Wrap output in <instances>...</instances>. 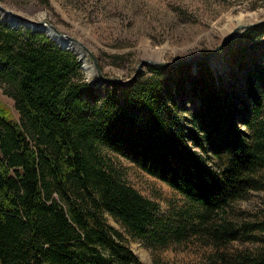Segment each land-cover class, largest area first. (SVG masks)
<instances>
[{
	"label": "trees",
	"instance_id": "1",
	"mask_svg": "<svg viewBox=\"0 0 264 264\" xmlns=\"http://www.w3.org/2000/svg\"><path fill=\"white\" fill-rule=\"evenodd\" d=\"M223 52L228 72L151 64L132 82L88 81L71 50L0 16V84L19 116L0 109V264H144L108 216L153 250L191 238L210 246L194 264H264V214L230 216L264 190V24ZM109 153L181 205L162 212Z\"/></svg>",
	"mask_w": 264,
	"mask_h": 264
},
{
	"label": "rangeland",
	"instance_id": "2",
	"mask_svg": "<svg viewBox=\"0 0 264 264\" xmlns=\"http://www.w3.org/2000/svg\"><path fill=\"white\" fill-rule=\"evenodd\" d=\"M0 5L27 19L44 21L81 43L90 55L78 43L72 45L81 52L80 56L68 47L79 58L83 77L88 81L98 79L91 68L93 58L103 77L127 80L135 74L142 60L167 64L207 56L226 41L234 29L231 41L248 27L260 26L243 28L244 25L264 19V0H0ZM4 20L8 21L9 17ZM15 22L19 21L12 23ZM19 23L23 27L24 22ZM42 31L46 33L45 27ZM215 54L204 61H208L214 72H228L230 62L223 49ZM204 61L188 64L195 73V64ZM85 64L88 68H84ZM147 66L140 68L137 77L145 73ZM0 109L10 120L18 121L13 99L5 94L1 84ZM109 155L119 176L141 194L155 200L162 212L169 206L181 205V196L166 183L121 157ZM232 207L230 216L259 221L256 217L264 214V190L251 191ZM108 222L123 232L127 245L144 264H153L155 257L170 264H194L203 261L212 251L195 238L153 250L131 237L110 216ZM256 245L234 241L229 248Z\"/></svg>",
	"mask_w": 264,
	"mask_h": 264
},
{
	"label": "water",
	"instance_id": "3",
	"mask_svg": "<svg viewBox=\"0 0 264 264\" xmlns=\"http://www.w3.org/2000/svg\"><path fill=\"white\" fill-rule=\"evenodd\" d=\"M0 9H2L3 11H5L9 16H10V18H18L19 20H21V21H23L24 22V26L23 27H26V28H30V29H32V30H37V31H42V28H49V29H52L54 32H55V34H57L59 37H64V38H66V39H69V40H71V41H74V43H78L79 45H80V47L83 49V50H85L87 53H88V51H87V49L81 44V43H79V42H77L76 40H73V39H70L69 37H67L65 34H63V33H60V32H58L57 31V29L54 27V26H52V25H50V24H47L46 22H44V21H33V20H30V19H27V18H25V17H23V16H21V15H18V14H16V13H14V12H12V11H10V10H7V9H5V8H3L1 5H0ZM2 19V18H1ZM3 20V19H2ZM7 22V24L10 26V27H16L17 25H12L11 23H10V21L8 20V21H6ZM262 24H264V19L263 20H261V21H258V22H256V23H250V24H247V25H244V27L243 28H246V27H248V26H251V25H262ZM235 30L236 29H234L229 35H228V38L226 39V41H224V42H222L218 47H216L215 48V50L213 51V52H211L209 55H207V56H204V57H200V58H198V59H193V60H181V61H178V62H171V63H167V64H163V63H161V62H154V61H149V60H142L139 64H138V66H137V68H136V70H135V74L130 78V79H127V80H121V79H114V80H116V81H118V82H120V83H126V82H130V81H133V80H135L136 79V77H137V74H138V72H140V68L141 67H143L144 65H151V64H155V65H166V66H168V65H174V64H176V63H178V64H183V63H191V62H199V61H204V60H207L209 57H211V56H213L216 52H218L219 50H221V49H223L230 41H231V38H232V36L234 35V32H235ZM51 40H52V38L47 34V33H45ZM59 47H61V48H65V49H68V50H71V48L70 47H68L66 44H61V43H58L57 41H54ZM75 53V52H74ZM89 54V53H88ZM90 55V54H89ZM92 57V56H91ZM93 58V57H92ZM78 60H79V58H78ZM93 65L95 66H93L94 67V69H95V71H96V73H97V75H98V79L100 80V81H111V80H113V79H110V78H105V77H103V75L101 74V72H100V70H99V68H98V66H97V63H96V60L93 58Z\"/></svg>",
	"mask_w": 264,
	"mask_h": 264
},
{
	"label": "bare ground",
	"instance_id": "4",
	"mask_svg": "<svg viewBox=\"0 0 264 264\" xmlns=\"http://www.w3.org/2000/svg\"><path fill=\"white\" fill-rule=\"evenodd\" d=\"M0 11H1V13H0V15L2 16V19L4 20V19H6L7 17H9V21H10V23L11 24H14V25H17L16 27H18L19 25H20V21L21 20H19L18 18H10V16L5 12V11H3L2 9H0ZM4 12V13H3ZM8 15V16H7ZM13 20H18L19 22H15V23H12L13 22ZM23 22V21H22ZM24 26V25H23ZM43 29V28H42ZM52 29H48V27L47 28H45V32L47 33V34H49V36L52 38H54V40H56V41H58L59 43H61V44H63V43H65V42H67V43H65L67 46H70V47H72L77 53H78V55L80 56V54H81V52L79 51L78 52V50H77V48H76V46H73L75 43H73L72 41H70L69 39H66V38H64V37H59L57 34H55V32L53 31ZM53 38H52V40H53ZM53 40V41H54ZM230 43V42H229ZM228 43V44H229ZM73 44V45H72ZM227 44V45H228ZM75 45H77V44H75ZM226 45V46H227ZM225 46V47H226ZM224 47V48H225ZM223 48V49H224ZM216 54H214L213 56H215ZM217 57V56H216ZM85 61H86V59H85ZM177 65H179L178 63H176V64H174V65H168V66H177ZM88 68V66L85 64L84 65V68ZM91 68H92V71H94L95 69H94V67H93V65L91 64Z\"/></svg>",
	"mask_w": 264,
	"mask_h": 264
}]
</instances>
